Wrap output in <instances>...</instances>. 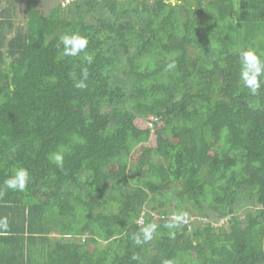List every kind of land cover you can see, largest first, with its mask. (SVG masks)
I'll return each instance as SVG.
<instances>
[{"label":"trees","instance_id":"trees-1","mask_svg":"<svg viewBox=\"0 0 264 264\" xmlns=\"http://www.w3.org/2000/svg\"><path fill=\"white\" fill-rule=\"evenodd\" d=\"M72 33L88 47L64 57ZM244 49L264 58V0H73L48 13L0 0V187L17 168L31 176L0 201H14L22 242L46 244L37 264H264V86H243ZM174 214L186 222L166 227Z\"/></svg>","mask_w":264,"mask_h":264},{"label":"clouds","instance_id":"clouds-1","mask_svg":"<svg viewBox=\"0 0 264 264\" xmlns=\"http://www.w3.org/2000/svg\"><path fill=\"white\" fill-rule=\"evenodd\" d=\"M60 43L63 45L64 57H79L81 53H85L88 47V39L85 36L72 33L65 34L60 37ZM84 59L91 63L92 57L85 54ZM240 63V80L243 86L247 88L251 95H258L262 86H264V58L262 54L254 49H244L239 51ZM175 67V61L168 63L169 70ZM88 77L87 69L82 70V78L76 80L75 87L83 89L87 87L86 80ZM75 79V74H73ZM51 161L57 168L63 169L64 167V154L63 152H55L51 156ZM31 176L28 169L20 167L13 171L12 175L4 181L3 187L0 188V197L3 196L6 190L12 191H25L27 185L30 183ZM187 216L174 214L171 222L166 225L168 228L177 227L180 222H186ZM158 225L152 223L143 227L138 234H134L133 240L136 245H142L152 240L153 233L157 230ZM9 234V221L6 216L0 217V235ZM133 259L138 257L133 256ZM165 264H170L165 261Z\"/></svg>","mask_w":264,"mask_h":264},{"label":"crops","instance_id":"crops-1","mask_svg":"<svg viewBox=\"0 0 264 264\" xmlns=\"http://www.w3.org/2000/svg\"><path fill=\"white\" fill-rule=\"evenodd\" d=\"M0 198L4 199L6 196ZM6 205H4V201H0V217L6 216L9 221V234L0 235V264H28L31 261H35L34 263L37 264L36 257L45 254L46 244L36 240L31 241V243L29 241L22 242L17 231L18 226L21 225L18 210L15 208L14 201ZM30 256L34 257L30 259Z\"/></svg>","mask_w":264,"mask_h":264},{"label":"rangeland","instance_id":"rangeland-1","mask_svg":"<svg viewBox=\"0 0 264 264\" xmlns=\"http://www.w3.org/2000/svg\"><path fill=\"white\" fill-rule=\"evenodd\" d=\"M71 1H73V0H38V7H39V9L42 12L48 13L49 10L54 5H56L58 3H61V4H63L65 6V5L69 4V2H71ZM20 12H21L20 13V20L23 21L24 20V18H23L24 9L22 8ZM136 124H137V126L139 128L144 129V130L147 129V128H149V122L144 121V120H141V119H138L136 121ZM150 145L151 146H156V136L155 135H152L151 141H150ZM158 203H156V204H158ZM171 211H174V210H171ZM196 216H199V214H198L197 211H194L193 214H192L191 220H193V221L197 220L196 219L197 218ZM103 245H104V243L101 244V246H103Z\"/></svg>","mask_w":264,"mask_h":264},{"label":"built area","instance_id":"built-area-1","mask_svg":"<svg viewBox=\"0 0 264 264\" xmlns=\"http://www.w3.org/2000/svg\"><path fill=\"white\" fill-rule=\"evenodd\" d=\"M154 125V122L153 121H149V126H153Z\"/></svg>","mask_w":264,"mask_h":264}]
</instances>
